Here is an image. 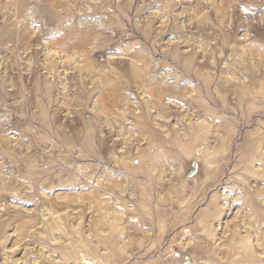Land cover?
<instances>
[{"label": "rangeland", "instance_id": "rangeland-1", "mask_svg": "<svg viewBox=\"0 0 264 264\" xmlns=\"http://www.w3.org/2000/svg\"><path fill=\"white\" fill-rule=\"evenodd\" d=\"M0 264H264V0H0Z\"/></svg>", "mask_w": 264, "mask_h": 264}]
</instances>
